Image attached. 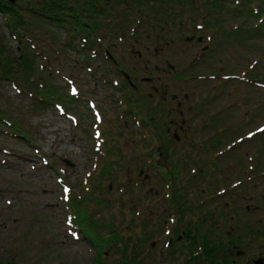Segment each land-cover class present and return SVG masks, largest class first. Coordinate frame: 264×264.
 <instances>
[{
	"label": "rangeland",
	"instance_id": "374dc122",
	"mask_svg": "<svg viewBox=\"0 0 264 264\" xmlns=\"http://www.w3.org/2000/svg\"><path fill=\"white\" fill-rule=\"evenodd\" d=\"M25 2L22 1V5ZM187 2L183 6L178 5L175 9L178 13L174 12L168 18L142 11L139 17H144L142 23L135 21L136 11L127 13L129 22L124 24V34L118 29L104 32L106 38L101 48H109L110 55L119 66L128 71L136 69L138 76L145 74V66H149L151 72L154 66L165 69L168 74L159 81V86L163 85L179 101H184L183 94L195 91L197 95L190 96L188 104L194 107L190 114H218L220 127L229 133L234 132L229 139L233 140L231 145L239 140L238 149L228 156L229 160L222 161L224 167L218 170L210 167L213 161L209 155L206 156L208 166L199 177L203 178V189L208 192L202 191L190 203L205 200L202 210L209 211L211 202H207L211 195H216L214 197L218 199L213 210L219 213L209 221L219 232L239 227L238 231L242 233L247 229L248 232L260 229L258 234L263 235L264 132H259L264 130V88L259 84H264V25L240 15L232 2ZM112 3L114 7H125L120 6L121 1L112 0ZM24 16L29 23L34 21L30 15ZM36 22L32 24L38 29H33V34H24L25 38L21 39L23 34L13 35L11 32L12 20L9 26L0 14V40L13 54L14 68L23 49L24 52L34 51L35 46L34 53L39 57L36 60L39 72L30 73L31 77L24 80L25 85L21 86L20 80L0 81L2 111L13 120L23 122L35 139V147L39 148L36 156L35 149L28 143L2 135L6 128L0 125V264H93L103 251L107 253L105 264H114L120 255L114 245L109 246V236L117 234L125 237L126 241L135 237L138 226L129 228V225L133 221L138 224L133 213L138 201L144 213H168L167 204L164 202L165 206L155 208L156 203L164 199L163 192L154 194L156 186L153 181L143 184L146 176L153 177L152 171L143 168L140 181L137 174L141 169L137 168L133 172L135 181L127 184L128 179L133 178L132 175L127 176V166L134 167L130 157L138 158L136 150L141 147L137 143H134L136 148L133 152H127L128 157H116V164L119 158V164H122H118V170L114 166L108 174L103 168L106 163L102 160L97 162L99 154L95 148L100 139L93 135L97 125L94 124L96 117L91 116L92 103L101 108L111 121L104 127L108 145L132 149V144L127 143L131 136H114L115 131L123 130L119 117L128 120L130 115L127 104H118L121 95L108 85L112 80L106 71L110 63L101 56L90 60L92 50L98 48L83 49L78 43L82 38L76 37L71 41L63 28H41ZM199 38L202 40L198 41ZM156 51L159 56L155 55ZM137 53H141L143 58L137 60ZM168 66L174 68L171 70ZM51 71L59 74L52 77V82ZM214 75L217 78L214 79ZM226 75L239 76L240 79L224 80ZM258 75L260 81L243 80H253L252 76ZM197 77L202 79H195ZM65 78L78 80L83 98L81 103H77V109L74 106L69 108L70 117L56 108L65 107L73 98L69 95V87L66 86L69 84ZM51 84L62 85L67 93L63 90L54 97L47 96L46 88ZM46 103L51 106L35 110L37 105ZM176 117L178 121L183 120L179 115ZM185 119L190 127L187 129L186 126V131L193 130L194 122L187 115ZM193 139L201 142L198 137ZM18 153L24 154V159L14 156ZM176 153L183 154L180 149ZM190 155L198 157L194 151ZM228 161L235 162L237 177L231 176ZM110 167L112 165L106 168ZM183 168L186 169L185 166ZM221 171L229 180L222 178ZM115 172L121 175V186L116 184ZM214 177L218 182L210 184L209 179ZM235 183L237 187L233 190ZM201 187L195 192L202 190ZM225 191L227 194H221ZM228 213H236L235 223L226 215ZM149 216L142 217V220H148V232L144 230L149 235L148 246L153 240V230H158L161 221L156 219L157 227H153ZM161 227L162 232L163 223ZM147 258L145 262L151 264L150 257Z\"/></svg>",
	"mask_w": 264,
	"mask_h": 264
},
{
	"label": "flooded vegetation",
	"instance_id": "af4514ba",
	"mask_svg": "<svg viewBox=\"0 0 264 264\" xmlns=\"http://www.w3.org/2000/svg\"><path fill=\"white\" fill-rule=\"evenodd\" d=\"M22 1L25 0H17L10 5L22 6L20 7L21 9L18 8V11L23 12V22H26L24 10L26 15H28L29 9L27 3L22 5ZM1 15L3 16L2 13ZM155 55L159 56V53L157 52ZM98 56L110 63L109 69L106 71L110 73L112 80L108 82V85L121 95L118 104H127L129 106L127 112L130 118L123 120L122 116L119 117L123 123V130L115 131L114 136H131L127 143L128 145L132 144L130 146L132 149L126 150L123 145L122 147L121 145L110 147L104 132L105 125L111 124L110 119L106 117L101 108H90L91 116L94 117L95 112H97L103 118L101 133L104 139L95 148L97 154H99L97 162L102 160L104 161L103 163H106L103 168H105L104 172L107 171L108 174L109 170L114 166L118 170L120 169L119 165H122L119 164L120 158L128 157L127 152H133L136 148L134 143H137V146H141L139 150H136L140 160L135 156L130 157L134 167L127 166V176L132 175L134 178L136 176L134 171L139 168L141 170L137 174V179L140 180L144 174L143 168L152 171L153 177L146 176V181L144 183L143 179V184H148L152 181L155 183L156 190L153 189L154 194L158 195L162 191L164 195V199L156 203L155 208L161 205L165 206L164 202H166V210H168V213H144L138 201L133 211L135 217L138 218V224L133 221L129 225V228L138 226V234L136 233L135 237H132L129 241L117 234L112 237L109 236V242L111 243L109 246L114 245L116 250L117 247L124 249V244L128 246L135 242L141 248L139 259L140 261L143 260L144 264H147L145 260L148 259V256L151 264H264V234H258L260 229H257V232L253 230V233L251 231L248 232L247 229L242 233L238 231L240 230L239 227H231L227 232H219L209 221V219H213L215 214L219 213L213 210V204L218 199L214 197L216 195H211L207 202H211L209 211L203 212L202 210L204 205H206L205 200L202 202L197 200L192 204L190 203V200L199 197L202 191L208 192L203 189V178L199 177V174H202L207 169L206 156L209 155L208 157L213 161V164L210 163V167L218 170L219 167H224L222 161L229 160L228 156L238 149L239 140L231 145L233 140L229 139L233 137L234 132L229 133V130L220 127L221 118L218 114L210 113V115L206 116L200 115V113H193V116L190 114L194 107L188 106V104L190 96L197 95L195 91L192 94H183L184 101H179V98H174L175 95L170 94L166 88H163V85L159 86V81L162 80L164 75L168 74L165 69L154 66V73L152 74L153 71L149 70V66H145L143 67L145 74L138 76L136 69L128 71L119 66L117 61L110 55V49L92 51L89 58L94 60ZM142 58L143 55L137 53V60ZM168 67L171 70L174 68L173 66ZM216 76L214 75V79L217 78ZM195 79L201 80L202 78L197 77ZM74 85L76 86V91L72 93L75 101L73 106L77 109V103H81L83 98L78 87V80H74ZM199 101L198 104L202 105ZM175 102L177 103L176 105ZM85 103L87 104L88 102L85 101ZM177 111H179V114H177ZM178 115L183 120L178 121V117H176ZM186 115L194 122L192 124L193 130L191 131H186L185 128L187 126ZM199 117L201 118L198 119ZM187 127V129L190 128L189 126ZM195 137H198L201 142H195L193 139ZM141 138H143L142 141ZM248 139H251V137L248 136ZM179 149L182 150L183 154L178 155L176 153ZM191 151L198 153V157H192L190 155ZM116 157H120L117 164ZM231 162L228 161V167L232 171L231 176L234 178L237 177L236 165L235 162ZM107 165H112V167L106 168ZM220 173L222 178L225 177V181L229 180L228 176L223 174V171ZM114 174L116 184L121 186L123 184L121 183V175L117 172ZM133 178H129L127 184L133 182V180L135 181L136 178ZM248 180L251 181L252 178L249 177ZM213 181L218 182V179L215 177L209 179L210 184ZM199 186H202V190L195 192L199 190ZM236 187L237 183L233 184V190ZM221 194L225 195L227 191ZM147 214H150L149 217L153 227H157L155 224L156 219L158 221L161 220L158 230L157 228L153 230L151 238L153 240L149 246L148 220L145 218L142 220V217ZM226 215H229L232 223H235L236 213H228ZM165 217H167L166 221L164 220ZM162 223L163 230L161 232ZM250 230L252 229L250 228ZM89 242L93 243L90 240ZM103 253L106 257L107 253L104 251L99 256Z\"/></svg>",
	"mask_w": 264,
	"mask_h": 264
},
{
	"label": "trees",
	"instance_id": "16d2710c",
	"mask_svg": "<svg viewBox=\"0 0 264 264\" xmlns=\"http://www.w3.org/2000/svg\"><path fill=\"white\" fill-rule=\"evenodd\" d=\"M117 1H121L120 6L124 5L125 7H114L113 4L107 3L106 0H26V3L29 5L28 8H30V13L32 17L37 19H44L41 23L42 25L59 27L62 26L63 29H65V32L69 33V35L71 36L75 33H83L86 36L88 34L91 35L92 33H96L98 31L107 30H110V32H115L114 30L116 29L120 30V32L124 34V24L126 22H129V15L127 13H132L133 11H136L135 21L139 20L142 23L144 21V17L139 18L141 15L140 12L142 11L146 10V12L149 11V13H153L154 15L168 18V15L172 16L174 12L178 13V11H175L178 5L183 6L188 3L187 0ZM217 1L221 4L226 2H232V4L235 3L233 7L237 8L236 10L239 12L240 15L244 16L245 18L252 19L256 22H260L262 25H264V0ZM170 4L172 6H170ZM104 7L109 8V13H106ZM120 9L122 10L121 13L118 12V10ZM19 12L21 11H18L16 6L10 5L7 0H0V14L2 13L3 15H5V17L8 18L9 22L12 20L11 32L13 35H16L17 33L21 34V32H23L24 30L22 28L23 25L18 24L19 20L18 22H15L13 20L15 15H20ZM107 16L111 18V24L107 22ZM20 19L22 22V18ZM112 24L114 25L111 26ZM24 50L25 49H23V54H21L17 58L16 67L14 68L15 64L12 61V58H14L13 54L11 51H8L5 44L0 40V81L20 80L21 86H23L25 85L24 80L27 81V79L31 77L30 73L35 74L36 70L39 72L38 68L36 69V60H39V57L37 54L34 53L35 48L34 51L24 52ZM252 78L253 80L251 81L253 82L260 81L259 75L255 77L252 76ZM52 80H54V78L50 76V81L52 82ZM22 89L24 90V88ZM37 89L40 90L39 88ZM63 90L64 93H67L65 92L66 88L58 84H51L50 87L46 88V91H48L47 96L51 97H54L56 93L63 92ZM19 91L21 92V94L24 95V93H22V90ZM65 96L67 98L69 97L68 94H65ZM2 97L3 94L0 90V98ZM74 103V98H72L70 103H66L64 111L67 115L71 114L68 110L74 105ZM47 105L51 106V104L48 103L42 106L37 105L35 107V110L45 108ZM2 108L4 107H0V125H3L6 128V133L1 132L2 135H10L11 137L18 139L21 142L28 143L33 149L39 150L38 147H35V139L31 134V131L24 127L23 122H17L11 117H9L6 113L2 111ZM18 113L20 114V112ZM20 153L14 156H20L19 160L24 159V154L19 155ZM38 153V151L37 153L35 152V154ZM0 165L2 166L1 163ZM117 251L120 255V259L114 264H144L143 260L140 261L139 259L141 248L140 246L136 245L135 242H133L132 245L128 246L127 244H124V249L117 247ZM104 258L105 254L103 253L101 256L97 257L94 260L95 262L93 264H105Z\"/></svg>",
	"mask_w": 264,
	"mask_h": 264
},
{
	"label": "water",
	"instance_id": "95a60500",
	"mask_svg": "<svg viewBox=\"0 0 264 264\" xmlns=\"http://www.w3.org/2000/svg\"><path fill=\"white\" fill-rule=\"evenodd\" d=\"M11 2H13V0H10ZM109 1V0H108ZM66 164L68 165V166H72V165H70V163H68V162H66Z\"/></svg>",
	"mask_w": 264,
	"mask_h": 264
}]
</instances>
